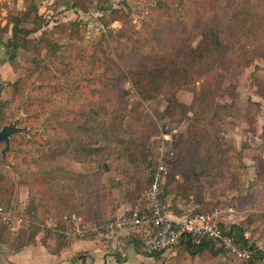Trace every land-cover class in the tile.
I'll use <instances>...</instances> for the list:
<instances>
[{
	"label": "rangeland",
	"instance_id": "1",
	"mask_svg": "<svg viewBox=\"0 0 264 264\" xmlns=\"http://www.w3.org/2000/svg\"><path fill=\"white\" fill-rule=\"evenodd\" d=\"M31 1L0 0V124L17 121L23 129L10 138L8 151L0 143V264H22L18 253L34 245L57 250L62 232L56 228L70 215L91 214L99 188L106 203L113 198L142 207L159 162L168 213L186 217L217 209L220 223L240 225L264 251V0ZM111 9L126 14L124 23L106 25ZM242 11L248 35L224 53L213 76L183 90L167 86L154 101L138 100L130 68L146 66L169 39L194 28L196 17ZM23 12L28 15L20 27L29 33L8 54L13 19ZM170 93L189 106L187 116H163ZM121 97L127 100L124 112L116 106ZM26 100L33 102L27 112L21 108ZM93 122L96 128L85 133L83 126ZM30 203L38 208L28 213ZM80 217L62 233L66 239L108 249L111 240L98 234L76 236V228L99 221L92 217L85 225ZM126 233L117 248L128 241ZM133 252L129 264H246L183 248L158 257ZM36 263L47 264L38 257Z\"/></svg>",
	"mask_w": 264,
	"mask_h": 264
},
{
	"label": "trees",
	"instance_id": "2",
	"mask_svg": "<svg viewBox=\"0 0 264 264\" xmlns=\"http://www.w3.org/2000/svg\"><path fill=\"white\" fill-rule=\"evenodd\" d=\"M30 4L33 5V3ZM159 5L161 4L156 1L155 6L158 7ZM33 8L35 10V7ZM109 14L111 19L106 25H109L111 23L122 24L126 19V14L117 9H111V11H109ZM27 15L28 12H23L17 17H14L13 27L11 29L12 36L5 43L7 51L6 53L9 54V50H14L16 48L21 34L29 33L28 30L20 27V24L24 22V19L27 18ZM244 15H246L245 11L232 15L219 14L216 12L212 15L208 14L204 18L196 17L194 28L190 29V31H187L184 34H181L180 36L169 39L168 42L164 45V51L162 53L158 51L156 52V55H150L153 57L152 61H149L146 66L142 67V69L140 70L130 68L128 73V81L134 89L138 100L144 103L154 101L162 94L164 88L167 86L174 88L175 90H183L195 85V83L200 80H202V83H204L203 79L209 76L208 74L210 73L213 76L214 70L217 69L215 67L222 65L226 60L224 53L229 52V50H233V47L238 44L239 38L242 35H248L249 20L245 17H243V19L240 18ZM226 38L229 40H234L235 43L231 44V46L228 45V43L224 42ZM9 57L12 58V55H9ZM14 86L17 89L19 83H14L13 87ZM200 95L202 96L201 100L203 102H206V94L200 92ZM165 102L166 105L163 110L164 117H185L190 111L188 105L177 101L174 93H170L167 96ZM3 104V101H0V123L3 120ZM32 106L33 102H27V100L22 101L21 108H23L26 112V109H31ZM116 106H118V109H120L122 112L126 111L127 100L124 99V97H121L120 99L117 98ZM56 125L58 124L56 123ZM56 125L53 124L50 128L54 136L59 135V132L57 130L58 127ZM94 125L95 124L93 122L91 126H83L85 133L87 131H93L94 128H96V126ZM84 147H88V144H84ZM88 151V149H85L83 154H87ZM43 155L44 154H42V156ZM57 155L58 153L52 154L51 157L50 155H46L42 157V159L48 157L52 159L54 157H57ZM143 161H148V157H144ZM103 170L106 171V168L103 167ZM78 176L81 177L80 175ZM150 178L146 183L147 185L150 182ZM112 188H114V186H112ZM99 190L100 191L96 192L98 197H96L93 205L90 207L92 209L89 208V212L91 214L85 215L84 211H82L84 216L80 217L76 215L77 219H79L80 217L81 224L88 225V223L93 221V219L95 220L96 218L97 220H99L96 224H100L107 218L115 216H111L112 214H109V211L119 204H116L113 198L109 200V203L104 202L107 196L103 195L100 188ZM160 198L164 206L162 188ZM34 204L35 203H30L26 206V210L28 213L34 212L38 208L35 207ZM99 208H101L102 210ZM131 209L132 207L130 206L123 213H129ZM76 218L73 219L70 215L69 221L66 224L62 223L58 228H56V230L62 233H66V231H69L73 228L75 221L77 220ZM220 228L223 229V231L227 235L231 236L237 243L242 240V235L245 232L240 225L234 224L226 227L225 225L220 223ZM36 233L37 231L35 230L31 233L32 236H30L29 241L34 240V235H36ZM62 233H59L56 237V240L59 241L56 245L58 249H54V252L52 253L57 254L65 246L68 245V242L70 240L68 241L66 239V235L64 236ZM145 240V233H143V235L141 234V236L137 238H130V242L132 243L134 250L144 255L145 253L143 251V248ZM40 246L44 248V245L40 244ZM175 248H183L190 255H198L199 253L208 251L212 256L224 254L227 257L235 259L228 253L224 252L218 245H214L210 242H201L199 244H195L193 240L188 236L183 237L179 245ZM161 254L163 253L149 255V257H158ZM258 259L259 254L256 255L252 260L248 261L246 264H258ZM116 261L118 263L124 262V260L119 256L116 257Z\"/></svg>",
	"mask_w": 264,
	"mask_h": 264
},
{
	"label": "built area",
	"instance_id": "3",
	"mask_svg": "<svg viewBox=\"0 0 264 264\" xmlns=\"http://www.w3.org/2000/svg\"><path fill=\"white\" fill-rule=\"evenodd\" d=\"M167 140V139H165ZM161 151L165 148L162 145ZM165 167L162 162L153 169L150 182L144 190V205L135 206L129 213H122L90 227L76 228L79 238L98 234L106 241L112 240L121 231L130 232L129 238H137L145 233L143 251L145 255H154L172 251L183 237H190L195 244L210 242L234 257L240 263H247L259 254L258 264H264V251L244 232L242 240L235 242L220 228L217 209L199 214L171 219L165 213L160 194Z\"/></svg>",
	"mask_w": 264,
	"mask_h": 264
},
{
	"label": "crops",
	"instance_id": "4",
	"mask_svg": "<svg viewBox=\"0 0 264 264\" xmlns=\"http://www.w3.org/2000/svg\"><path fill=\"white\" fill-rule=\"evenodd\" d=\"M129 208L128 203H120L113 209H110L109 214L120 215ZM165 213L171 219H181L183 217H176L173 214ZM126 231H121L110 241V247L103 249L96 241H75L71 240L57 254L50 253L40 245L30 246L29 248L21 250L18 253V259L22 264H38L37 257L40 261H45L47 264H129L130 256H134L132 243L128 237V241L121 248H117L120 238H125ZM83 253V254H82ZM137 255V254H135ZM121 257L124 262L118 263L116 257ZM40 264V263H39Z\"/></svg>",
	"mask_w": 264,
	"mask_h": 264
},
{
	"label": "water",
	"instance_id": "5",
	"mask_svg": "<svg viewBox=\"0 0 264 264\" xmlns=\"http://www.w3.org/2000/svg\"><path fill=\"white\" fill-rule=\"evenodd\" d=\"M0 91H1V83H0ZM17 121L10 123L8 125L1 126L0 125V143H4V151H8L9 149V141L10 138L21 132L23 129L16 126Z\"/></svg>",
	"mask_w": 264,
	"mask_h": 264
}]
</instances>
